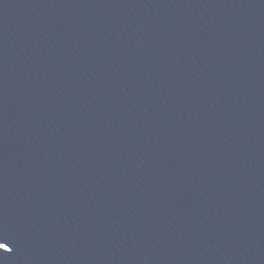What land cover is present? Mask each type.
Masks as SVG:
<instances>
[{
    "label": "water",
    "instance_id": "water-1",
    "mask_svg": "<svg viewBox=\"0 0 264 264\" xmlns=\"http://www.w3.org/2000/svg\"><path fill=\"white\" fill-rule=\"evenodd\" d=\"M0 264H264V0H0Z\"/></svg>",
    "mask_w": 264,
    "mask_h": 264
}]
</instances>
